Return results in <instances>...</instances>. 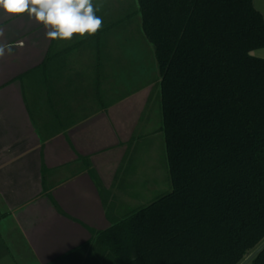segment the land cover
Returning <instances> with one entry per match:
<instances>
[{"label": "trees", "instance_id": "obj_1", "mask_svg": "<svg viewBox=\"0 0 264 264\" xmlns=\"http://www.w3.org/2000/svg\"><path fill=\"white\" fill-rule=\"evenodd\" d=\"M137 1L173 189L95 233V264H241L264 242V17L253 0Z\"/></svg>", "mask_w": 264, "mask_h": 264}, {"label": "crops", "instance_id": "obj_2", "mask_svg": "<svg viewBox=\"0 0 264 264\" xmlns=\"http://www.w3.org/2000/svg\"><path fill=\"white\" fill-rule=\"evenodd\" d=\"M135 1L93 0L111 24L71 41L0 10V45L12 48L0 58V260L47 264L91 243L120 190L135 189L128 150L148 98L113 81L107 56L115 16Z\"/></svg>", "mask_w": 264, "mask_h": 264}, {"label": "rangeland", "instance_id": "obj_3", "mask_svg": "<svg viewBox=\"0 0 264 264\" xmlns=\"http://www.w3.org/2000/svg\"><path fill=\"white\" fill-rule=\"evenodd\" d=\"M128 8L131 15L126 16L120 11V14L115 16L117 20H124L112 23L113 36H109L112 44L108 45L107 56L112 58L113 73L117 75H114L113 81L118 83L120 78L122 81H126L128 84L125 89L127 91L130 89L129 93L132 90L135 92L137 89H139L138 91L145 89L144 96L148 98V103L146 102L148 106L142 116H140V111L139 116H136V123L133 125L136 131L134 133L135 137L129 143L128 154H132L129 163L130 169L132 172L134 171L132 174L135 177V189L133 191L120 190L119 196L114 200V204H117V206L113 207V204L110 206V208H113L110 209V222L112 225L137 210L150 205L173 189L165 136L161 130L163 114L161 108L160 72L154 48L142 31L137 1L133 2ZM135 8H138V10L134 11ZM106 24L111 23L105 22L104 24L103 22V27ZM251 54L264 59V48L257 49ZM142 104L141 101L136 102L137 107H141ZM94 248V243H91L84 252H79L73 261L75 260L74 262H77V264H95L98 259V252ZM0 264L38 263L36 261L24 262L18 259L15 261L5 259L0 260Z\"/></svg>", "mask_w": 264, "mask_h": 264}, {"label": "clouds", "instance_id": "obj_4", "mask_svg": "<svg viewBox=\"0 0 264 264\" xmlns=\"http://www.w3.org/2000/svg\"><path fill=\"white\" fill-rule=\"evenodd\" d=\"M0 10L7 16L26 14L43 25L50 40L71 41L77 34L83 39L103 27L93 0H0ZM6 52L11 54L12 48L0 45V58Z\"/></svg>", "mask_w": 264, "mask_h": 264}, {"label": "water", "instance_id": "obj_5", "mask_svg": "<svg viewBox=\"0 0 264 264\" xmlns=\"http://www.w3.org/2000/svg\"><path fill=\"white\" fill-rule=\"evenodd\" d=\"M263 250H264V242L255 251H253L241 264H249Z\"/></svg>", "mask_w": 264, "mask_h": 264}]
</instances>
